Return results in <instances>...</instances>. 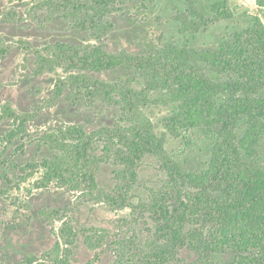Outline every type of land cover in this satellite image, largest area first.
<instances>
[{"label": "trees", "instance_id": "16d2710c", "mask_svg": "<svg viewBox=\"0 0 264 264\" xmlns=\"http://www.w3.org/2000/svg\"><path fill=\"white\" fill-rule=\"evenodd\" d=\"M155 3L157 0H150ZM264 9V0H255ZM115 0H93L74 5L70 0L44 2L54 13H66L83 27L95 25V14L110 11ZM83 7L87 13L80 18ZM208 18L187 0V10L177 15L182 34H196L219 20L231 19L228 2L213 6ZM142 52L110 53L93 44L51 46L39 56L41 72L57 69L60 78L55 93L68 92L73 104L96 100L120 109V122L89 133L85 125L61 126L44 137L54 151L40 164L43 174L37 188L52 183L79 191L86 201L105 203L111 210H131V220L147 217L145 239L132 237L118 242L113 264H213L217 255L232 254L228 264H264V169L256 163L257 148L264 141V19L236 30L213 49H196L167 43L158 46L144 36ZM9 48L0 39V59ZM121 69L135 70L139 87L116 83L97 75ZM212 72L216 78H212ZM155 93H161L154 98ZM152 105L172 108L163 119L166 132L159 135L145 110ZM20 123L11 104L3 116ZM241 121L247 124L243 137L237 134ZM207 128L215 135L213 153L199 172L186 171L167 151V137H179L184 129ZM157 159L167 176L163 184L149 190L148 200L134 202L133 190L147 157ZM113 163L116 187L100 188L101 166ZM48 222H61L58 241L44 258L49 264H71L72 248L84 236L90 249L109 245L115 234L105 229L75 230L60 208L41 212ZM116 236V235H115ZM184 251L196 260L183 263ZM29 256L26 264H36Z\"/></svg>", "mask_w": 264, "mask_h": 264}, {"label": "rangeland", "instance_id": "374dc122", "mask_svg": "<svg viewBox=\"0 0 264 264\" xmlns=\"http://www.w3.org/2000/svg\"><path fill=\"white\" fill-rule=\"evenodd\" d=\"M48 0H0V39L9 48L0 59V264H26L35 256L36 264H49L44 258L58 241L61 222H46L41 212L60 208L72 222L75 230L105 229L115 235L109 245L90 249L84 236H79L72 248L71 264H113L118 258L122 239L144 240L149 226L147 217L139 222L131 220V210H111L105 203L86 201L82 192L62 188L52 183L48 188H37L43 169L40 164L54 151L44 142V137L61 126L85 125L89 133L120 122L119 108L85 101L69 102L66 92L58 97L57 82L66 74L61 69L41 72L39 56L49 54L56 44L103 47L110 53L142 52L144 36L158 46L175 43L181 47L213 49L236 30L250 27L255 18L264 19V9L255 0H193L208 18L214 16L213 6L228 2L231 19L213 22L196 34H182L177 20L179 13L187 10V0H115L104 15L91 14L95 25L83 27L66 13H54L44 2ZM58 2V0H55ZM77 7L89 5L93 0H70ZM83 7L80 18L86 16ZM212 78L216 75L209 73ZM108 82L128 83L139 87L141 79L135 70L121 69L97 75ZM161 93H155L159 98ZM264 98V92L261 94ZM26 118L22 130L20 123L3 116L5 105ZM172 108L152 105L145 113L152 120L156 132H166L163 119ZM247 124L241 121L237 134L241 138ZM215 135L207 128L184 129L179 137L168 135L166 149L188 172H199L211 159ZM255 156L258 166L264 169V141ZM113 163L101 166L97 176L100 188L112 191L117 181ZM167 176L159 169L156 158L149 156L139 170L133 190L134 202L148 200L149 190L159 187ZM183 263L196 260L193 252L184 251ZM233 255H217L213 264H228Z\"/></svg>", "mask_w": 264, "mask_h": 264}]
</instances>
